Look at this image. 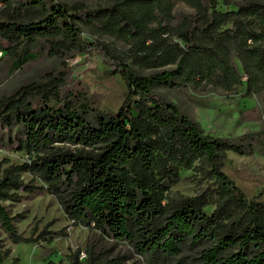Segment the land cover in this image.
<instances>
[{
	"label": "trees",
	"instance_id": "1",
	"mask_svg": "<svg viewBox=\"0 0 264 264\" xmlns=\"http://www.w3.org/2000/svg\"><path fill=\"white\" fill-rule=\"evenodd\" d=\"M180 3L192 12L176 16ZM84 30L123 40L128 49L89 43ZM0 51L15 68L37 51L54 59L98 54L127 87L113 114L66 93L65 76L53 72L0 98V145L29 157L20 165L0 163V228L11 243L51 244L66 236L49 231L48 223L25 237L14 223L22 215L11 216L4 205L19 202L20 191L46 192L73 225L127 243L144 264H264V201L247 199L223 172L227 152L251 154L264 135H207L156 92L161 86L243 89L247 98L264 92L263 2L99 0L91 8L84 1L0 0ZM192 169L216 187L170 197L181 171ZM24 173L42 185L25 184ZM10 253L0 239V264ZM67 261L124 264L126 258L88 244Z\"/></svg>",
	"mask_w": 264,
	"mask_h": 264
},
{
	"label": "rangeland",
	"instance_id": "2",
	"mask_svg": "<svg viewBox=\"0 0 264 264\" xmlns=\"http://www.w3.org/2000/svg\"><path fill=\"white\" fill-rule=\"evenodd\" d=\"M58 1L68 4L84 1L91 8L99 4V0ZM259 1L264 3V0ZM218 8L224 10L221 1L218 2ZM191 12V9L181 3L175 8L176 16ZM82 38L89 43L104 42L123 52L128 49L127 42L90 30H84ZM47 72L65 76L66 93L72 92L79 97L96 101L103 113L117 112L127 95L125 82L118 74L111 72V68L98 54L92 56L82 53L69 59H54L37 51L30 62L15 68L12 61L0 51V98L11 94L21 84L38 80ZM156 92L164 99L177 104L181 112L195 120L207 135L226 138L259 131L264 135V92L252 98L245 97L243 89L238 93H226L218 89L197 93L190 89L175 91L161 86ZM28 160L25 152L0 145V163L4 167L11 164L20 165ZM223 172L240 188L247 199L264 201V190L260 194L264 187V142L248 155L227 152ZM22 178L25 184L42 185L29 173H24ZM215 187L216 183L208 176L193 169L183 170L169 196L192 197ZM19 195V202L4 203L11 216L22 215V218L14 222L19 233L25 237H35L45 225L52 223L49 231L64 230L66 236L56 238L51 244H13L0 228V239L5 247L11 250L5 264H10L13 258L19 259L18 264H68L67 255L76 249L84 250L88 244H95L110 255L124 256V264H144L127 243H115L102 238L93 229L73 225L52 195L46 192L37 194L24 191H20ZM212 210L213 206L205 209L207 213ZM192 255L197 256L193 253ZM84 258L82 253L80 259Z\"/></svg>",
	"mask_w": 264,
	"mask_h": 264
}]
</instances>
